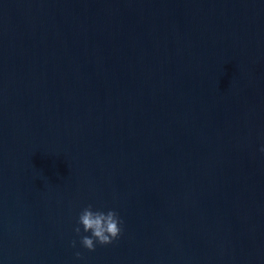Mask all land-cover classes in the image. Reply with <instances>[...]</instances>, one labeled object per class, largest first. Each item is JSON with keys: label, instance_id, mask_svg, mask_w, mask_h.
<instances>
[{"label": "water", "instance_id": "obj_1", "mask_svg": "<svg viewBox=\"0 0 264 264\" xmlns=\"http://www.w3.org/2000/svg\"><path fill=\"white\" fill-rule=\"evenodd\" d=\"M262 148L264 0H0V264H264Z\"/></svg>", "mask_w": 264, "mask_h": 264}, {"label": "clouds", "instance_id": "obj_2", "mask_svg": "<svg viewBox=\"0 0 264 264\" xmlns=\"http://www.w3.org/2000/svg\"><path fill=\"white\" fill-rule=\"evenodd\" d=\"M264 152V148L261 149ZM123 221L120 219L115 210L109 209L107 212L96 210L93 211L92 205L83 208L79 213L77 224L74 228L76 234H80L81 226L84 233L90 235H82L80 244L89 251H94L96 244L108 245L111 244L121 235V225ZM75 241L71 242V246L75 247ZM77 258L81 257L80 252H76Z\"/></svg>", "mask_w": 264, "mask_h": 264}]
</instances>
